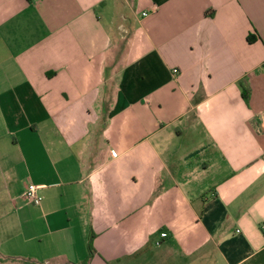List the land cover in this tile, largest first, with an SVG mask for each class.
<instances>
[{"label": "crops", "instance_id": "1", "mask_svg": "<svg viewBox=\"0 0 264 264\" xmlns=\"http://www.w3.org/2000/svg\"><path fill=\"white\" fill-rule=\"evenodd\" d=\"M0 198L1 261L264 264V0H0Z\"/></svg>", "mask_w": 264, "mask_h": 264}, {"label": "built area", "instance_id": "2", "mask_svg": "<svg viewBox=\"0 0 264 264\" xmlns=\"http://www.w3.org/2000/svg\"><path fill=\"white\" fill-rule=\"evenodd\" d=\"M147 15H148V12L143 13V16H147ZM24 196L29 204H33L36 206L40 205L43 200L42 196H40L38 193L37 186L33 184L28 185V187L26 188L24 192ZM161 236L165 237L166 234H161Z\"/></svg>", "mask_w": 264, "mask_h": 264}, {"label": "rangeland", "instance_id": "3", "mask_svg": "<svg viewBox=\"0 0 264 264\" xmlns=\"http://www.w3.org/2000/svg\"><path fill=\"white\" fill-rule=\"evenodd\" d=\"M3 198H0V202H3ZM4 209H2V211H3ZM4 212V211H3ZM6 216H3V217H1V219L2 220H0V225H3L4 223H6L5 221H4V218H5ZM0 264H30V263H26V262H20V261H1L0 260Z\"/></svg>", "mask_w": 264, "mask_h": 264}, {"label": "trees", "instance_id": "4", "mask_svg": "<svg viewBox=\"0 0 264 264\" xmlns=\"http://www.w3.org/2000/svg\"><path fill=\"white\" fill-rule=\"evenodd\" d=\"M253 40H255V37L250 35L248 37V42H252ZM247 97V96H246ZM94 238L93 235L90 236V242H89V256H88V260L90 259L92 253H93V250H92V247H91V242H92V239Z\"/></svg>", "mask_w": 264, "mask_h": 264}]
</instances>
